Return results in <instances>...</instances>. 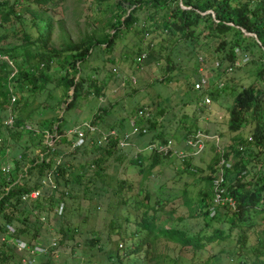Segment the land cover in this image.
<instances>
[{
	"label": "trees",
	"instance_id": "obj_1",
	"mask_svg": "<svg viewBox=\"0 0 264 264\" xmlns=\"http://www.w3.org/2000/svg\"><path fill=\"white\" fill-rule=\"evenodd\" d=\"M17 1L0 0V29H4L0 33V41L8 32L4 24L13 28L17 21L11 23L10 18L19 19L23 15L15 10ZM24 1V10L34 17L46 19L48 33L50 15L43 10V6L52 0ZM100 1L114 6V11L105 20L107 29L101 27L84 31L77 39L67 40L58 48L53 45L46 49L31 47L32 42L24 31L21 32L23 41L20 44L0 45V53L6 54L16 67L9 77L10 89L15 94L13 123L27 122L40 128L55 123L57 131L66 128L61 117L55 114L54 119L31 121L26 119L29 114H22V111L40 93H49V82L55 86L62 85L65 94L71 90L64 108L75 105L77 100L90 92L100 93L104 80L87 74L84 62L93 50L103 51L106 59L112 61L110 50L117 36L140 20L142 34L159 30L166 43H161L158 50L138 51L134 58L138 62L164 58L173 65L181 55L178 45L186 48L192 62L197 60L196 63L203 67L208 60H215L216 72H223V68L237 69L240 66L238 61L246 58L249 67L245 71L250 74V81L234 93L226 107L224 122L233 134L224 145L219 144L228 163L222 164V179L218 186L222 188L221 195L231 196L233 206L212 201V181L216 176L213 172L218 169V152L212 140H207L205 146L209 142V148L214 150L211 156L213 163L208 165L210 171L202 176L204 182L195 201L190 203L185 187L181 189L182 204L187 206L188 213L201 217L196 226L163 223L171 217V210L166 205L175 195L161 193L159 189L155 191V184L149 179L154 178V166L163 164L168 154L151 151L146 156L149 162L144 164V158L139 153L144 150L136 151L133 145L119 146L117 143L121 131H126L127 127H103L87 119L101 129L115 128L116 134L100 143L86 140L70 148L66 158L54 164L53 157L62 153L59 144L63 141L67 143L70 137L61 138L54 151L46 155V162L32 163L35 154L31 155L26 148L43 147L40 133L2 123L9 99L7 78L11 67L0 58V136L11 139L7 145L9 158L14 161L11 169L0 171V264L13 254L12 244L7 240L21 238L22 233L29 235L28 241L31 242L27 243L32 244L43 242L49 236L55 239V245L44 252V260L37 261L30 253L22 251L27 257L35 259L34 263L24 264H53L49 255L56 247L63 249V257L58 264H167V260L171 264H210L211 257L216 253L224 259L227 256V264H233L230 259L237 254L239 262L236 264H264V0H96ZM207 9L209 11L201 13ZM16 31L13 30L14 33ZM244 31L253 32L257 40ZM44 43L45 40H42ZM18 57L22 58V62H16ZM53 62L57 64L51 65ZM109 74H114L112 69ZM233 77L234 74H231L230 78ZM197 89L202 88L193 90ZM208 93L216 95L217 91L209 89ZM195 97L198 101L196 94ZM41 105L44 106L43 103ZM142 106H147L151 114L149 117L136 116L135 124L141 123L145 128L137 133L136 138L146 136L145 142H165L169 137L151 116V107L147 103L137 105ZM137 107L132 109L129 118L134 116ZM245 126H248L249 138L238 133ZM197 129L186 133L183 139ZM202 130L216 133V130ZM19 134H27L22 144L17 140ZM129 148L134 149V154L128 155ZM187 158L179 160L182 166H189ZM25 161L29 162L26 174L17 179V171ZM129 165L137 166L138 176L134 179L126 176L125 169ZM52 166L54 186L49 188V192L46 194L48 188L43 186L36 197L21 199L23 192L39 186L45 169ZM194 171L202 170L195 167ZM60 200L63 210L57 214L53 210ZM48 212L51 214L48 215ZM91 212L98 218H87ZM39 214L45 216V226L38 219ZM256 218L260 220L259 228H256ZM177 219L182 218L178 216ZM212 220L217 225H213ZM7 225L14 227L8 230ZM249 229L255 233L257 244L247 247ZM160 241L164 242L163 249L158 247ZM167 241L174 244L171 246L174 250L171 258L166 251ZM212 242H217L220 248L201 258L205 246ZM140 251L143 252L142 257L137 258Z\"/></svg>",
	"mask_w": 264,
	"mask_h": 264
},
{
	"label": "rangeland",
	"instance_id": "obj_2",
	"mask_svg": "<svg viewBox=\"0 0 264 264\" xmlns=\"http://www.w3.org/2000/svg\"><path fill=\"white\" fill-rule=\"evenodd\" d=\"M24 4V0L17 1L15 10L23 15L19 19H13V16L10 18L11 23L17 21L13 28L4 24L8 32L6 37L0 41V45L20 44L23 41L21 32L24 31L32 42L31 47L37 46L38 49H46L53 45L58 48L67 40L77 39L84 31L101 27L107 29L108 27L105 25L106 17L114 11L113 4L105 1L52 0L43 6V10L50 15V29L47 33L46 19L32 16L30 12L24 10ZM141 22L140 20L137 25L128 28L117 36L110 50V55L113 57L112 61L106 59L103 51L96 52V50H93L84 62V70H86L87 74L104 80V87L100 93L90 92L86 97L77 100L75 105L64 108L66 99L70 98L71 90L69 89L65 94L62 90V85L55 86L49 82L47 83L48 94L42 92L38 98L25 105L22 114H29L26 119L42 121L44 118L50 120L54 119V116H60L61 122L65 127L79 120L92 119L103 127L116 126L119 129H126L132 109L137 107V105L147 103L152 110L151 116L158 121V127L171 139L173 147L180 148L183 146L184 135L196 128L210 131L216 130L215 132L219 136L217 141L219 144L221 142L224 145L233 134L227 130L224 122L226 107L229 105L234 93L250 81V74L245 71L249 67L246 58L238 61L240 66L237 69L227 70L223 68V72L219 70L216 72L214 69L215 60H208L206 66L203 67L196 63L197 60L192 62L188 57L186 48L178 45L181 55L173 65H170V62L168 63V60L164 58L153 62L150 61L151 59L138 62L139 60L134 59L138 51H147L150 48L158 50L161 43H166L163 40L162 32L160 33L159 30H154L149 34H142V31L139 30ZM13 30L17 31L14 33ZM3 31L4 29H0V33ZM42 40H45L44 44H42ZM149 40H151L150 45L148 44ZM16 62H22V58L18 57ZM55 64L57 63L53 62L51 65ZM111 69L114 73L112 76L109 74ZM199 74L206 77L207 86L201 90H193L194 88L191 85ZM231 74H234L233 79L230 78ZM221 76L224 77L223 81ZM220 81L223 82L222 85L217 86ZM209 89L216 90L217 94L210 95L208 93ZM195 94L197 99L199 98L198 101H195ZM204 94L208 96L206 102L202 101ZM42 103L44 106L41 105ZM3 112L6 113V110ZM122 117L125 118L121 121ZM238 133L247 136L249 134L248 126L240 129ZM26 136L27 134H19L17 140L21 142L25 140ZM134 139L136 141V136ZM10 141L11 139L8 138L7 142ZM209 144L208 142L197 155L188 156L189 166H182L181 162L172 155L164 158L163 164L154 166V178L150 177L149 179L155 184L154 190L159 189L161 193L175 195L172 201L166 205V208L171 210V217L163 220L165 225L175 223L181 226H196L201 221L199 215H190L186 210L187 206L182 204L181 189L183 186L185 187L186 196H188L190 203H193L199 193V189L203 185L204 179L202 176L210 171L208 165L213 163L211 156L214 150L209 148ZM68 145L64 141L59 144L62 152L56 156L59 161L66 158L70 148H72ZM39 147L40 145L27 147L26 150L33 155L34 152L37 154L36 150ZM128 150V155L134 154L133 148ZM145 152L147 151L144 150V152L139 153L144 157V164H147L149 159L146 157L147 153ZM9 153L10 151H8V155ZM7 161L10 162L8 158ZM195 167H200L202 171H194ZM179 168H181L180 171H178ZM136 170V165L127 166L125 169L126 176L130 179L136 178L138 176ZM158 185L159 188H157ZM220 210L221 208H219ZM50 214L51 212H48V215ZM178 216H181L182 219H177ZM39 218L45 226V216L43 218L40 215ZM87 218L92 220L98 218V215L91 212L88 213ZM256 219L258 222L256 228H259L260 220L259 218ZM212 223L217 225V222L213 220ZM6 227L11 228L14 226L7 225ZM78 227H80L79 224ZM20 237L27 242L29 235L22 233ZM46 242L47 240L45 239L42 243ZM163 243V241L159 242L158 247L160 249L164 248ZM165 243L168 244L167 255L171 258L174 252L171 246H174V244L168 241ZM255 244H257L256 235L252 232V229H249L246 246H255ZM18 247H21V244ZM12 248H10L13 253L11 258L6 260L4 264H17V262L20 264H24V262L34 263L35 259L37 261L38 259H46L44 255L46 253L44 252L30 253L34 259L27 257L22 252L26 250L16 252L13 246ZM219 248L220 245L217 242L208 243L201 252V258L217 252ZM62 254V247H56V249L50 251L51 262L53 264L60 263L63 257ZM142 254L143 252L140 251L137 258H141ZM227 259V256L224 259L219 253H216L211 257L210 264H227ZM230 260L233 264H236V262H239V255L237 254ZM75 261H79L76 256ZM166 262L171 264L170 260ZM243 264L250 263L246 262Z\"/></svg>",
	"mask_w": 264,
	"mask_h": 264
},
{
	"label": "built area",
	"instance_id": "obj_3",
	"mask_svg": "<svg viewBox=\"0 0 264 264\" xmlns=\"http://www.w3.org/2000/svg\"><path fill=\"white\" fill-rule=\"evenodd\" d=\"M143 55V53H141ZM0 58L4 59L7 64L11 67V71L8 74L7 78V85H8V102L5 105L6 113L3 116V124L7 125L8 127H13L20 130H27L32 131V133H40L41 135V144L43 147H39L37 149V154H35L34 159L32 160V163L47 161L46 155L49 153H52L54 151V146L56 143L59 142L61 138H67L70 137L67 143L69 144V147H74L77 145H80L84 142H95L100 143V141H105L112 135H115V128H107V129H101L100 127H97L96 124H92L89 122V120L83 119L75 124H72L70 126H67L63 130L57 131L55 129V123H52L49 127H36L34 125H31L27 122L24 123H13V117L14 112L12 110V106L14 103L15 94L13 93L12 89H10V75H12L16 71V67L13 64V62L8 58L6 54L0 53ZM215 65H217V62L214 61ZM218 86L222 85V82H218ZM193 88H204L207 86L206 77L202 76V74H199L198 77L194 80L192 83ZM208 100V96L206 94L203 95L202 101L206 102ZM151 114L150 110L147 106L137 107L134 113L133 117H130L128 119V125L127 130L121 131V134L117 138V143L119 146H125V145H133L135 147L136 151L139 150H146L148 152L155 151V152H161V153H167L168 155L175 156L178 160H183L184 158L196 154L199 151H201L205 147V142L207 140H212L213 143L216 146V150L218 152V160H217V166L218 169L216 171V176L212 181L213 184V193H212V201L213 203H221L225 202L231 206H233V200L230 195H221L222 188L219 185V181L222 179V164H227L228 162L223 157V148L218 143V135L216 133H207L201 129H197L191 136L186 137L183 139V146L180 148H175L172 145V141L170 138H167L165 142H159L156 140H149L145 142L141 147L134 142L135 136H137V133L139 131L143 132L145 130L144 127H142L141 123L139 125L135 124V118L136 116L141 117H149ZM247 138H249L247 136ZM7 138L2 139L0 136V171L6 172L7 170L11 169L14 165V161L9 158L8 151H10L8 145H7ZM136 144V145H135ZM60 154V153H59ZM56 154L54 159V164L59 162V159L56 158ZM7 155V156H6ZM10 160V162L7 161ZM53 164V165H54ZM29 165L28 161H25L23 165L20 166V170L17 171V177L21 176L22 174H26V168ZM53 167H49L45 169L43 176L40 178L39 186L29 190L28 192H23L20 195L21 199L26 198H33L36 197L41 193L42 187L45 186L47 189L46 194L49 192V188H52L54 186V182L52 180V172ZM6 188V187H5ZM63 210V202L60 200L57 202V205L54 206V212L59 214ZM35 212V209L32 210ZM40 215L44 218L42 214L38 215V219L41 220L39 217ZM8 230H12L11 228H8ZM12 246L15 248L16 251L26 250L28 253H34V252H45L47 248H50L55 245V239L53 236H49L46 243H42L40 241L35 243H27L22 238H16V239H8ZM21 244V247H18Z\"/></svg>",
	"mask_w": 264,
	"mask_h": 264
},
{
	"label": "crops",
	"instance_id": "obj_4",
	"mask_svg": "<svg viewBox=\"0 0 264 264\" xmlns=\"http://www.w3.org/2000/svg\"><path fill=\"white\" fill-rule=\"evenodd\" d=\"M147 139H146V136H141V137H138V138H136V141H135V143L136 144H138L139 146H141V145H143V143L146 141ZM178 147V146H177ZM182 147V146H181ZM145 153H147L148 154V152H145ZM146 154V155H147ZM144 158V157H143ZM149 159V158H148Z\"/></svg>",
	"mask_w": 264,
	"mask_h": 264
},
{
	"label": "water",
	"instance_id": "obj_5",
	"mask_svg": "<svg viewBox=\"0 0 264 264\" xmlns=\"http://www.w3.org/2000/svg\"><path fill=\"white\" fill-rule=\"evenodd\" d=\"M182 7H187V6L182 5ZM206 11H209V10L207 9V10L201 11V13L206 12ZM244 33H245V34H251V35H253L254 38L256 39L255 34H254L253 32L244 31ZM256 40H257V39H256Z\"/></svg>",
	"mask_w": 264,
	"mask_h": 264
},
{
	"label": "clouds",
	"instance_id": "obj_6",
	"mask_svg": "<svg viewBox=\"0 0 264 264\" xmlns=\"http://www.w3.org/2000/svg\"><path fill=\"white\" fill-rule=\"evenodd\" d=\"M142 146V145H141ZM148 152V151H147Z\"/></svg>",
	"mask_w": 264,
	"mask_h": 264
}]
</instances>
